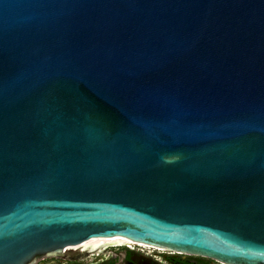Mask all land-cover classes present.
Segmentation results:
<instances>
[{
  "label": "water",
  "instance_id": "1",
  "mask_svg": "<svg viewBox=\"0 0 264 264\" xmlns=\"http://www.w3.org/2000/svg\"><path fill=\"white\" fill-rule=\"evenodd\" d=\"M121 244L264 264V0H0V264Z\"/></svg>",
  "mask_w": 264,
  "mask_h": 264
},
{
  "label": "flooded vegetation",
  "instance_id": "2",
  "mask_svg": "<svg viewBox=\"0 0 264 264\" xmlns=\"http://www.w3.org/2000/svg\"><path fill=\"white\" fill-rule=\"evenodd\" d=\"M83 245L67 251L64 256L39 258L34 264H223L204 257L179 255L141 245L100 248Z\"/></svg>",
  "mask_w": 264,
  "mask_h": 264
},
{
  "label": "bare ground",
  "instance_id": "3",
  "mask_svg": "<svg viewBox=\"0 0 264 264\" xmlns=\"http://www.w3.org/2000/svg\"><path fill=\"white\" fill-rule=\"evenodd\" d=\"M123 245H129V246H136V245H138V244H123ZM141 246H144V247H146V248H150V249H157V250H160V249H158V248H154V247H151V246H146V245H141Z\"/></svg>",
  "mask_w": 264,
  "mask_h": 264
}]
</instances>
